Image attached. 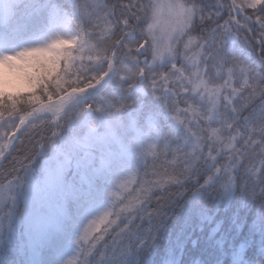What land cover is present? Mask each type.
<instances>
[{
    "label": "snow or ice",
    "instance_id": "obj_1",
    "mask_svg": "<svg viewBox=\"0 0 264 264\" xmlns=\"http://www.w3.org/2000/svg\"><path fill=\"white\" fill-rule=\"evenodd\" d=\"M25 9L47 20L53 34L20 46L23 37L6 28L0 47L12 50L0 59L58 47L75 54L85 39L98 48L89 76L39 104L0 96V209L11 214L14 186L37 158L47 156L49 184L76 192L147 137L143 170L116 181L66 264H90L110 236L145 224L151 230L168 215L165 203L185 197L189 218L215 224L210 242H224L221 264H255L254 242L244 237L229 248L227 237L247 213L243 226L259 234L264 252V0H25ZM21 79L14 70L7 87L24 95ZM141 97L174 122L163 142L155 104L133 107Z\"/></svg>",
    "mask_w": 264,
    "mask_h": 264
},
{
    "label": "trees",
    "instance_id": "obj_2",
    "mask_svg": "<svg viewBox=\"0 0 264 264\" xmlns=\"http://www.w3.org/2000/svg\"><path fill=\"white\" fill-rule=\"evenodd\" d=\"M15 16L21 18L25 10L22 7H15ZM21 23L15 29L23 39L19 45H23L26 40L34 38L42 33L50 31V25L47 20L40 19L35 13L24 16ZM12 23L3 24L0 22V31L9 28ZM98 48L96 40L85 39L74 54L70 49L63 48L62 64L57 77L38 73L37 77H30L33 90L24 95L8 94L10 103H24L26 106L39 104L42 95L51 97L52 92L59 91L67 86V82L83 78L90 75L94 69L93 62L89 56L93 55ZM3 50H9L3 48ZM58 80V81H57ZM3 96V95H2ZM96 99L99 102L98 98ZM4 101L0 99V106ZM155 102L151 97H141L133 107L142 104ZM159 112L158 138L163 142L165 134L170 130L173 132L174 122L168 116L162 105L155 104ZM75 116V113H73ZM146 138V137H145ZM145 138L143 142H145ZM141 153L136 152L132 157H124L116 163L112 169L101 179L94 181L86 188L80 189L77 193L66 200V219L62 223L61 231L56 232L46 242L40 246L36 256L35 264H58L61 254L68 247L76 235V223L80 215H83L88 208L98 205L108 195L115 178L120 171L125 169L143 170V159ZM45 156L43 159H46ZM43 159L34 160V166H30L26 173L20 174V180L15 186L22 188L23 182L32 169H36ZM19 184V185H18ZM21 195V194H20ZM20 195H17V206L14 221L15 233L10 239L0 238V261L3 264H29L26 259V244L24 237V226L21 220L22 201ZM187 198L185 197V200ZM185 200L176 204L165 203L164 210L168 213L163 218V223H154L149 230L147 224L136 227L132 234L124 237L113 238L110 236L105 244L97 248L90 257V264H221L224 258L225 249L220 237L216 241L210 242V236L215 224L212 221H201L198 218H189L186 214ZM2 210L0 216V237L6 231ZM247 213L240 217L241 228L232 232L227 237V245L231 248L233 241L239 244L244 237L249 242H254L255 264H264V252L261 249V238L259 234L253 235L247 227L243 225L246 222ZM222 219V217H218ZM235 220V217H233ZM144 243H140V241Z\"/></svg>",
    "mask_w": 264,
    "mask_h": 264
},
{
    "label": "rangeland",
    "instance_id": "obj_3",
    "mask_svg": "<svg viewBox=\"0 0 264 264\" xmlns=\"http://www.w3.org/2000/svg\"><path fill=\"white\" fill-rule=\"evenodd\" d=\"M16 6H20L22 7V10H25L22 19L15 16L14 9ZM32 13H29L25 9V0H0V22L2 25L11 22L12 24L10 27L16 29L18 26L17 23H21L20 20H23L24 16H28ZM52 34L51 31H47L46 33H42L34 38L26 40L21 46L43 43L49 39ZM63 48L64 47L40 49L25 53L20 57L0 59V96L4 95L5 92L14 95L19 94L14 92L13 89L7 87V82L9 79L13 78L14 70H18L22 77L20 80V89L23 93L34 89V86L29 79L31 76L37 77L38 73H42L48 78L50 76L57 77L60 74L59 71L62 64ZM0 51L6 50H3L2 47H0ZM147 139L148 138L146 137L145 142H143L144 138H142L139 142V146L133 148L130 155L126 157L130 158L139 151L141 153V149L146 144ZM140 156L141 159H144L142 155ZM45 160H47V158L43 159L42 163H40L36 169H32L28 172L21 189L19 188V184V186H14L16 195L21 194L20 199L23 205L21 220L24 226V237L27 248L26 259L29 264L36 263V256L41 248L40 246H42L52 235L56 234V232L61 231L62 223L66 219V200L77 193V191L73 192L70 189L53 186L46 181L45 170L43 167ZM128 171L132 170L125 169L119 172L110 191L115 187L116 181ZM34 183L38 185V190L34 187ZM109 193L102 202L96 206L88 208L83 215L78 217L76 223L77 236L68 243V247L61 254L58 264H66L68 258L76 253V240L84 223H86V221L92 216L102 212L108 206L110 201ZM2 210L3 209H0V216ZM15 213L16 207L12 209L11 214H9L8 210L5 208L3 219L6 231L0 238L10 239L15 233L13 223L18 219V217L15 216Z\"/></svg>",
    "mask_w": 264,
    "mask_h": 264
}]
</instances>
